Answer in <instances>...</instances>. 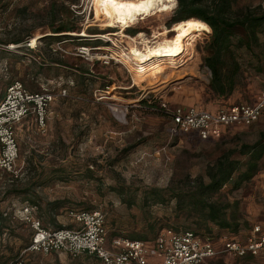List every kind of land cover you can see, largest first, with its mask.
Wrapping results in <instances>:
<instances>
[{
  "label": "rangeland",
  "instance_id": "374dc122",
  "mask_svg": "<svg viewBox=\"0 0 264 264\" xmlns=\"http://www.w3.org/2000/svg\"><path fill=\"white\" fill-rule=\"evenodd\" d=\"M237 2L235 10L264 13V0ZM177 7L175 0L168 12L140 16L122 36L120 23L110 25L96 11L93 0H0V61L8 63V80L22 79L33 91H68L49 106L46 130L33 118L19 126L18 176L0 168V220L9 227L0 231V264H13L15 256L23 257L21 264H103L87 253L75 258L66 252L24 253L22 248L33 229L19 216L31 204L24 200L27 194L7 195L8 189H22L39 176L45 177L47 182L35 190L40 199L33 198L39 205L35 215L50 228L75 222L73 214L88 206L105 214L110 233H146L148 219L157 221L158 227L177 221L184 228L186 216H177L176 200L154 203L146 199L148 192L189 188L198 177L208 181L207 168L225 151L264 138V116L251 126L228 127L219 138L201 139L196 132L173 136L169 117L150 106L166 102L171 107L216 111L255 104L264 87V71L256 67L264 64V22L252 44L260 58L253 57L245 46L239 49L243 64L229 95L212 88V74L204 64L205 56L211 54L212 30L195 35L189 51L175 64L164 61L167 67L160 76L137 74L135 65L120 54L133 46L144 47L139 33L150 41L166 29L172 36L174 27L182 22H174ZM62 25L73 27L59 36L66 39L54 38L49 46L38 39L35 46L30 45L34 37L56 35L54 28ZM236 35L235 41L245 31L238 29ZM18 37L23 38L22 43H10ZM7 85V80L0 81L2 98ZM213 198L240 202V233L216 231L217 247L222 248L231 238L244 242L256 226L264 230V155L251 179L236 190L226 186ZM57 200L60 206L49 204ZM201 264H264V253L252 258L223 253Z\"/></svg>",
  "mask_w": 264,
  "mask_h": 264
},
{
  "label": "built area",
  "instance_id": "2783aa9c",
  "mask_svg": "<svg viewBox=\"0 0 264 264\" xmlns=\"http://www.w3.org/2000/svg\"><path fill=\"white\" fill-rule=\"evenodd\" d=\"M68 95L66 88L34 92L22 79L13 80L0 98V168L18 176L19 144L17 124L34 117L38 127L46 130L48 108L59 97ZM157 109L169 116L173 136L196 132L201 139L219 138L226 128L251 126L264 116V90L255 104H240L217 111L198 107L169 106L159 102ZM35 207L26 204L20 218L33 229L26 252H66L73 258L89 254L103 264H201L208 258L228 253L238 258L264 253V230L251 229L244 242L231 238L216 246L214 238L194 230L165 228L153 241L109 237L105 216L100 210L73 214L75 227L48 228L35 214ZM110 238V239H109ZM17 264H21L18 262Z\"/></svg>",
  "mask_w": 264,
  "mask_h": 264
},
{
  "label": "trees",
  "instance_id": "16d2710c",
  "mask_svg": "<svg viewBox=\"0 0 264 264\" xmlns=\"http://www.w3.org/2000/svg\"><path fill=\"white\" fill-rule=\"evenodd\" d=\"M236 3H238L237 0H211L210 2L205 0H178V7L174 16V22L184 21L190 18H197L205 23L207 22V24L211 27L212 38L209 43L211 54L205 56L204 64L211 71L212 88L220 95H229L233 92L236 86L235 83L237 76L243 64L239 58V55L242 53L239 49L245 46L247 50L253 52L252 44L257 40L258 27L264 22V13L256 15L249 8L241 11L235 10L234 7ZM54 29L55 30L53 32L57 33L56 35H45L39 39L41 41L46 40V44L49 46L53 42L52 39H66L67 37L59 36L64 35L63 33L66 31H73V27L69 25H62ZM238 29H243L245 31V36H238V40L235 41V37L237 36L236 31ZM55 36H57V38ZM22 42L23 38L18 37L14 38L10 43L18 45ZM252 55L253 57L260 58L256 52H253ZM256 67L258 71H264V64L258 65ZM8 75H10L8 63L4 64V62L0 61V81L7 80L9 85L13 80L16 79L9 81ZM263 90L264 87L260 94ZM151 104L152 105L150 106L153 107L154 111L167 116L165 112L157 109V102ZM263 155L264 138H261L254 143L242 142L239 146L229 148L207 168L206 176L208 177V181L202 177H198L193 180V183L189 186V188H172L168 190L155 189L149 191L146 199H153L154 203H164L166 200L170 199L176 200L175 211L177 212V216H186L184 228H180V224L177 221H175V223L172 225L158 227L157 221L148 219L146 224V233L134 232L132 234H122V232L117 231L110 233L111 231L108 230L107 220L105 217L106 228L107 231H109V237L113 238L116 236H122L133 240L153 241L158 236L160 231L165 228H174L177 230L182 229L183 231L194 230L202 235H208L212 237L216 235V231L220 233L224 230H228L233 234L240 233L241 229L239 228L238 221L240 202L223 201L214 199L213 196L215 193L229 185H231L232 190H236L245 181L251 179L259 169V161ZM46 180L47 179H45V177L39 176L37 180L27 184L26 187L22 189L13 187L8 189L6 194H27L28 196H25L24 198L25 202L30 203L34 207H39L38 202L34 201L33 197L35 196L37 200L40 199L35 190L37 187L43 186L45 182H47ZM168 194L169 196H167ZM49 204L53 205L54 207H58L60 206L61 202L57 200L54 202H49ZM93 210L99 209H93V207L88 206L85 209L80 210V212ZM2 219L6 220V217L2 216ZM52 222L55 226L57 225L54 220H52ZM44 226L50 228L45 224ZM62 227L71 226L57 225L55 228ZM4 228L9 227L1 223L0 220V231H3ZM31 239L24 244L25 246L22 248L24 253H28V251L26 252L25 250L30 246ZM32 253L43 254L42 252ZM247 257L252 258L255 256H245L243 258ZM19 258L20 257L15 256L11 261L13 264H17L18 262L24 263L23 257L20 259ZM8 262L9 261H7V263Z\"/></svg>",
  "mask_w": 264,
  "mask_h": 264
},
{
  "label": "bare ground",
  "instance_id": "6f19581e",
  "mask_svg": "<svg viewBox=\"0 0 264 264\" xmlns=\"http://www.w3.org/2000/svg\"><path fill=\"white\" fill-rule=\"evenodd\" d=\"M93 3L96 11L102 13L110 25L120 23L123 32L119 34L122 36L126 34L124 30L137 22L140 16L168 12L175 6V0H93ZM173 32V35L169 36L166 29L156 36L155 41L147 40L144 33H139L138 38L142 39L144 47L133 46L127 51H122L120 55L125 62L135 65L133 68L137 74L160 76L167 67L163 65L164 61L175 64L178 58L189 51L193 37L199 33H210L211 27L207 22L190 18L178 23ZM113 35L118 34L113 33ZM38 39L39 37H34L30 45L35 46Z\"/></svg>",
  "mask_w": 264,
  "mask_h": 264
},
{
  "label": "crops",
  "instance_id": "0c3cea01",
  "mask_svg": "<svg viewBox=\"0 0 264 264\" xmlns=\"http://www.w3.org/2000/svg\"><path fill=\"white\" fill-rule=\"evenodd\" d=\"M2 95H3V94L0 95V98H2ZM30 118H33V119H34V117L30 116V117L26 118L25 120H23L21 123L17 124V126H16V128H17L16 131H17L18 129H20V128H19L20 125L25 124L27 120H30ZM17 136H18V135H17ZM75 225H76L75 222H72V223L70 222V224H69L68 226L75 227Z\"/></svg>",
  "mask_w": 264,
  "mask_h": 264
}]
</instances>
